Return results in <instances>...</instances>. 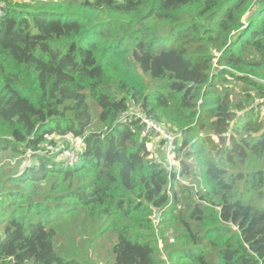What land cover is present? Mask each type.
<instances>
[{
  "label": "trees",
  "instance_id": "1",
  "mask_svg": "<svg viewBox=\"0 0 264 264\" xmlns=\"http://www.w3.org/2000/svg\"><path fill=\"white\" fill-rule=\"evenodd\" d=\"M263 100L264 0L7 3L0 158L28 161L0 169V264H82L54 240L61 217L83 212L110 219L111 264H165L152 218L190 164L199 190L173 192L166 212L170 264H264ZM88 101L100 132H87ZM130 112L179 134L175 154L191 160L178 175L146 161ZM67 135L84 137L73 167L43 154Z\"/></svg>",
  "mask_w": 264,
  "mask_h": 264
},
{
  "label": "rangeland",
  "instance_id": "2",
  "mask_svg": "<svg viewBox=\"0 0 264 264\" xmlns=\"http://www.w3.org/2000/svg\"><path fill=\"white\" fill-rule=\"evenodd\" d=\"M69 1V0H67ZM65 0H48L47 2L52 3H60V2H67ZM79 1V0H74ZM87 104L89 105V113L91 116V120L93 119V122L91 124V127L88 129L87 132H100V126L96 123V114L99 110V108L96 106V104L93 101H88ZM261 120H264V110L260 113ZM144 130V129H142ZM86 136V135H85ZM152 136L155 140V136L153 134L149 135ZM48 139H53L54 143L56 145V148L47 147V145L44 146L45 152L43 154L49 155V156H57V160H61V158H64V162L70 157H76V154H82L85 151V144L83 142V138H73L70 135L67 136H51ZM140 141H146V148L149 152V155L146 159L147 162H154V160L158 157H160L163 154V144L161 147L158 146V142L156 140H149L146 137L140 136ZM66 150H72L76 152L75 154L71 151ZM23 158H20L15 161H11L9 159H6L5 157L0 158V169L5 170V172H12L15 169V162L22 161ZM186 160V162H189L190 158H185L183 153H176V162L181 163V160ZM28 161L27 158H24L21 165L26 163ZM77 164V163H75ZM73 165H67V166H75ZM191 168V175H195L194 167L192 164ZM172 173H177V167L172 170ZM191 175L176 178L174 181H170L169 187H170V195H169V203L163 208V210H157V212L154 214L152 218V236L156 240V249L158 257L166 262L167 264H170L169 261V253L171 251V244L174 239V230L172 228L167 227L166 219L167 215L166 212L170 205L172 204V194L173 192H176L179 194V192L182 190V188L190 189L193 193L196 192V189L199 185L198 183H195L194 179ZM7 176H11L7 173ZM11 185H7V187H10ZM47 187L40 188V192H46ZM193 200H196V198L193 196ZM8 200L5 199L3 201V198H0V236L2 235V223L1 221L3 219H6L8 217V210L7 209V202ZM197 201V200H196ZM63 201H59L57 203H62ZM185 209L184 204H179L176 208V211H179L183 214L187 213V209ZM178 212V213H179ZM177 213V214H178ZM65 219V222L62 221ZM63 223V224H62ZM110 225V219L103 221L101 217H92L88 218L86 213L83 212L81 214H76L73 216H66L64 215L59 219V222L56 225V230H58L57 237L54 240V250L56 253L61 256L62 258L66 260H77L78 262H81L82 264H111L114 262V255L112 254V246L116 242V236L114 231L112 230ZM176 234V233H175ZM135 238V237H134ZM133 238V239H134ZM165 263V264H166Z\"/></svg>",
  "mask_w": 264,
  "mask_h": 264
},
{
  "label": "built area",
  "instance_id": "3",
  "mask_svg": "<svg viewBox=\"0 0 264 264\" xmlns=\"http://www.w3.org/2000/svg\"><path fill=\"white\" fill-rule=\"evenodd\" d=\"M21 1L26 0H0V18H2L5 15L6 10V4L8 3H19ZM29 2L33 1H41V2H47L48 0H28ZM264 103V100L262 101ZM127 121H133V120H139L140 124L143 125L142 130V136L148 138L149 140H155L152 136L149 135L153 134L158 142V145L160 143L163 144V154L162 156L156 158L157 164L164 167L168 173H172V170L177 167V175L179 174L181 170L180 163H177L175 158V142L177 138L179 137V134L176 132L171 131L169 128L161 127L159 125L154 124L149 119L145 117V115L141 112H130L125 117ZM215 139V137H213ZM155 140V141H156ZM161 147V146H160ZM71 151L72 153H76L72 150H66ZM79 154H76V157H70L66 160V165H73L77 162ZM64 159V158H63ZM65 160V159H64ZM167 195H170V187L167 189Z\"/></svg>",
  "mask_w": 264,
  "mask_h": 264
},
{
  "label": "crops",
  "instance_id": "4",
  "mask_svg": "<svg viewBox=\"0 0 264 264\" xmlns=\"http://www.w3.org/2000/svg\"><path fill=\"white\" fill-rule=\"evenodd\" d=\"M25 2H29L28 0H26V1H21V2H19V3H25Z\"/></svg>",
  "mask_w": 264,
  "mask_h": 264
},
{
  "label": "water",
  "instance_id": "5",
  "mask_svg": "<svg viewBox=\"0 0 264 264\" xmlns=\"http://www.w3.org/2000/svg\"><path fill=\"white\" fill-rule=\"evenodd\" d=\"M156 212H157V210L154 213H156Z\"/></svg>",
  "mask_w": 264,
  "mask_h": 264
}]
</instances>
